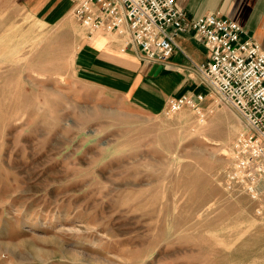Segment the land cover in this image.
<instances>
[{"label": "rangeland", "instance_id": "rangeland-1", "mask_svg": "<svg viewBox=\"0 0 264 264\" xmlns=\"http://www.w3.org/2000/svg\"><path fill=\"white\" fill-rule=\"evenodd\" d=\"M8 5L0 264H264V211L222 186L245 130L238 113L215 95L200 104L205 118L191 106L137 115L81 96L72 76L83 29L69 10L46 20ZM192 83L186 93H211Z\"/></svg>", "mask_w": 264, "mask_h": 264}, {"label": "built area", "instance_id": "built-area-1", "mask_svg": "<svg viewBox=\"0 0 264 264\" xmlns=\"http://www.w3.org/2000/svg\"><path fill=\"white\" fill-rule=\"evenodd\" d=\"M72 17L89 34L98 31L125 36L146 61L163 65L175 50L179 35H191L208 53L195 65L204 83L221 103L234 109L245 130L228 150L221 171L222 186L232 196H246L264 211V50L243 29L218 14L189 18L177 0H71ZM206 97L171 98L168 114L187 106L205 118L200 104Z\"/></svg>", "mask_w": 264, "mask_h": 264}, {"label": "crops", "instance_id": "crops-1", "mask_svg": "<svg viewBox=\"0 0 264 264\" xmlns=\"http://www.w3.org/2000/svg\"><path fill=\"white\" fill-rule=\"evenodd\" d=\"M5 1L9 2L8 6L22 2L46 20L51 16L63 19L67 10L69 17L72 16L71 0ZM177 5L189 18L218 14L237 23L243 29V37H253L264 50V0H177ZM79 26L83 31L72 78L81 87V96L93 95L99 104L137 115L159 114L168 109L171 98L196 96L185 89L198 79L203 81L195 65L205 64L208 53L205 56L204 47L191 35L176 38L180 49L175 50L157 76H151L156 64L144 60L141 49L127 44L125 36L103 31L89 34ZM86 88L90 91H84ZM214 95L208 94L204 103L212 105Z\"/></svg>", "mask_w": 264, "mask_h": 264}, {"label": "water", "instance_id": "water-1", "mask_svg": "<svg viewBox=\"0 0 264 264\" xmlns=\"http://www.w3.org/2000/svg\"><path fill=\"white\" fill-rule=\"evenodd\" d=\"M163 68H164L163 65H159V64L154 65L150 75L151 76H153V75L157 76L163 70Z\"/></svg>", "mask_w": 264, "mask_h": 264}]
</instances>
